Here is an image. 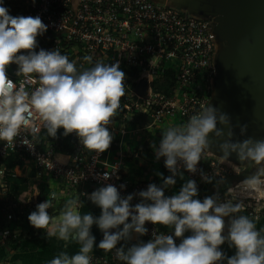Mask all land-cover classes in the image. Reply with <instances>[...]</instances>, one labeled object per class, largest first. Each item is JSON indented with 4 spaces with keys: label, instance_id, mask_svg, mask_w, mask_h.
<instances>
[{
    "label": "clouds",
    "instance_id": "9594fccd",
    "mask_svg": "<svg viewBox=\"0 0 264 264\" xmlns=\"http://www.w3.org/2000/svg\"><path fill=\"white\" fill-rule=\"evenodd\" d=\"M32 2L35 4L36 0ZM47 30L39 16H12L0 0V141L14 148L17 138L23 136L20 142L34 150L32 141L39 138L35 116L48 137L57 138L61 128L65 137L74 133L83 149L95 153L93 159L97 160L110 148L114 138L109 126L123 110L125 73L120 70L119 62L93 64L92 57L85 56L84 61L92 66L78 69L76 62L70 61L59 48L37 52V37ZM12 64L18 66L17 75L24 77L19 87L7 75ZM32 84L38 86L27 91L25 85ZM237 126L240 135L245 136L247 124L234 126L227 113L208 103L186 123L163 129L158 146L150 145L156 159L164 158V165L171 173L166 178L158 173L163 181L161 186L151 183L146 190L125 197L112 184L91 194L79 193L65 202L58 218L48 211L56 198L51 193L50 198L37 204L36 210L29 214L30 225L45 230L46 239L56 237L65 246L73 240L80 248L71 256L61 252L50 264H91L90 253L95 244L93 225L103 233L99 249L105 253L115 250L116 258L123 264H223L225 260L226 264H264V234L257 230L253 219L241 214L242 203L221 201L218 194L201 201L196 198L197 183L191 179L176 194L165 195V189L176 184L177 176L183 179L181 168L192 174L199 171L204 182L214 183L213 176L198 169L203 157L213 152L214 141L221 153L218 156L221 164L233 165L230 157L234 154L240 165L254 169L241 182L247 190L264 187V139L234 140ZM38 159L43 163L44 158ZM110 175L106 171L100 179L108 180ZM222 183L217 180L214 184ZM125 187L120 185L121 189ZM80 196H87L101 209L99 217L80 214L78 209L83 207ZM136 196L140 202L133 206L131 201ZM225 217L230 218L227 224ZM146 222L174 229V234L154 231L153 239L147 243L126 247L133 234L148 233ZM185 233L191 234L185 236ZM176 238H180L179 244ZM121 241L125 246L117 247ZM225 242L236 250L231 257L220 250Z\"/></svg>",
    "mask_w": 264,
    "mask_h": 264
},
{
    "label": "built area",
    "instance_id": "2783aa9c",
    "mask_svg": "<svg viewBox=\"0 0 264 264\" xmlns=\"http://www.w3.org/2000/svg\"><path fill=\"white\" fill-rule=\"evenodd\" d=\"M17 5L20 9L12 16H39L48 26L47 32L37 37L36 51L41 47L45 50L59 48L61 52L76 56L75 60L82 53L91 56L95 62H119L120 70L126 76L127 88L121 100L123 110L118 116L123 121L136 115L150 120L144 127H135L126 124L119 126L115 119L114 124L109 126L114 137L110 148L94 160L95 153L84 150L74 133L71 134L75 139L71 152L64 154L61 151L60 138L46 141L43 147L40 134L45 128L39 118L34 116L39 137L32 141L34 150L20 142L23 136L17 138L14 148L2 141L0 159L11 153H18L23 159L28 157L36 171L35 182L46 181L52 187V193L54 188H59L62 195L71 193L77 197L79 193L91 194V187L112 184L125 197L146 190L151 183L161 186L162 183L152 179L127 176L124 172V153L119 152L118 156L113 157L110 153L117 145L122 146L125 137L140 130L156 129L157 134L162 136L163 129L186 123L190 116L210 102L216 73L214 58L218 50L212 19L193 16L166 2L154 0H36L35 4L32 0H17ZM133 70L137 74L134 84L129 81ZM17 71L18 66L12 64L7 69V75L19 87L24 77L18 76ZM167 76L172 79L168 85ZM143 83L144 88L140 92ZM37 86L25 85L29 92ZM160 126L163 129H159ZM28 138L32 139L30 135ZM138 155L137 151L135 156ZM38 158H44L43 163ZM198 169L213 176L215 181H224L238 173L228 164H221L219 158L211 153L203 157ZM106 171L110 172V179H100ZM181 171L191 180L203 181L199 171L195 174L184 168ZM5 172V169H0V178ZM169 175L171 173L164 165V177ZM121 184L126 187L121 189ZM240 185L241 182L223 187L218 194L220 200L242 203V211H246L250 218H264V197L258 198L255 203L233 200L232 196L236 194L234 189ZM139 202L140 198L136 196L131 204L134 206ZM7 217L9 220L15 219L16 214L8 213ZM145 227L148 229V233L143 235L146 243L153 239L154 231L157 234H174V231L162 229L150 222H146ZM4 233L7 235L4 236ZM10 235L7 227L0 231V248ZM102 239L101 232L100 241ZM180 242V238H176V243ZM121 246L122 242L117 245ZM90 255L91 264H123L116 258L115 250L102 254L91 252Z\"/></svg>",
    "mask_w": 264,
    "mask_h": 264
},
{
    "label": "water",
    "instance_id": "95a60500",
    "mask_svg": "<svg viewBox=\"0 0 264 264\" xmlns=\"http://www.w3.org/2000/svg\"><path fill=\"white\" fill-rule=\"evenodd\" d=\"M154 1L212 19L218 50L209 103L227 113L234 126L248 125L245 136L235 127L234 140L264 139V0ZM143 88L144 83L139 91ZM211 150L214 153H209L217 158L221 155L215 141ZM230 159L242 169L218 185L215 196L223 187L238 184L254 172L251 167L240 165L234 154Z\"/></svg>",
    "mask_w": 264,
    "mask_h": 264
},
{
    "label": "crops",
    "instance_id": "0c3cea01",
    "mask_svg": "<svg viewBox=\"0 0 264 264\" xmlns=\"http://www.w3.org/2000/svg\"><path fill=\"white\" fill-rule=\"evenodd\" d=\"M137 134L138 133H131L125 137L122 146L118 147L117 145L116 148L112 149L110 156H118L119 152L124 153V172L127 176L134 179H152L163 183L162 178L158 175V173H162L164 176V158L157 160L155 152L150 146L153 143L158 146V141L161 138V135H156V141H150L146 137H141V139H139ZM137 151L139 155L135 156ZM181 172L184 176L183 179L177 176L176 184L173 187L166 189V196L176 194L183 183L190 179L185 172ZM196 183L198 187V196L196 198L202 201L205 197L215 196V191L218 187L214 184L215 180L214 183H206L204 181ZM97 189L98 188L91 187V193ZM80 200L83 202V207L78 209L81 215L91 213L93 216L99 217L101 209L98 206L94 205L87 197H82ZM241 214L247 215V212L242 211ZM224 219L227 224L230 218L225 217ZM253 220L256 224L257 230L262 231V234H264V218ZM23 224L24 221H22L21 225ZM159 227L165 230L174 231V229L165 228L162 225H159ZM91 233L95 237V244L92 252L100 254L105 253L98 247L101 233L98 226L93 225ZM20 234L26 236L28 233ZM190 234L191 233H185V236ZM223 234L227 235V228ZM121 242L122 245L125 246V242ZM140 242L146 243L145 237L133 234L132 239L127 242L126 247H131L132 245ZM79 248V243L73 240L68 241L67 246H65V242L57 239L56 237L46 239V232L43 230L42 234L36 235L33 238L25 239L20 243L11 244L9 246L5 245L4 248H0V264H50V261L61 252H66L71 256L76 254L79 251ZM220 250L228 257L233 256L236 251L234 247H229L227 242L220 246ZM223 263L226 264V260Z\"/></svg>",
    "mask_w": 264,
    "mask_h": 264
},
{
    "label": "trees",
    "instance_id": "16d2710c",
    "mask_svg": "<svg viewBox=\"0 0 264 264\" xmlns=\"http://www.w3.org/2000/svg\"><path fill=\"white\" fill-rule=\"evenodd\" d=\"M10 1L11 0H8V1L3 0V6L8 8L10 5ZM14 7L17 13L20 7L17 4ZM41 48H39L37 51H39ZM61 53L67 55L70 61H75L78 69H80L81 66H83V68H89L92 66V64H89L86 61H84L85 55L82 53L79 54L80 57L77 60L74 59V56L73 57L70 56L69 53H65V52H61ZM94 63L95 61H93V64ZM136 79H137V74L135 73V70H133L129 81L134 84ZM166 81H167L166 85L171 84L172 83L171 77L167 76ZM141 117L142 115H136L132 117L131 119H127L125 121H123V119L119 117L116 120L118 121L119 126L126 124V125H132L135 127L137 126L144 127V124L140 123L141 120H139L141 119ZM147 119H144L145 122L147 121L149 122V118ZM58 139H59L60 149L63 153H68L73 150V142L75 141V139L73 138L71 134L68 135L67 137L63 136L62 128L58 130L57 138L48 137L46 134V129L40 134V143L43 147L46 141H55V140L57 141ZM1 144H2V141H0V146ZM27 162H31L30 159L28 157L23 159L18 153H11L7 157L0 159V169L3 168L6 170L5 175L2 178H0V193L3 190H5L6 192L3 197H0V228H1L0 230H3L5 227H7L11 233L10 237H8V239L6 240V243H5L6 246H9L15 243H20L21 241L25 239L33 238L36 235L43 233V229L37 230L34 228V229H30L26 236H24L23 234H20V233H23V225L21 224H22V221L26 219L25 218L26 216H24L25 214L21 212L22 209H20L19 207H15L14 209L17 214L16 215L17 217L14 219L16 221L14 220L12 221L8 219L9 223L3 224L4 223L3 219L4 218L7 219V216L4 212L5 209L3 206L4 200L6 198H13V200L17 201L21 199L22 195L28 192H33L34 190H37L38 191V199L36 203L37 205L41 202L46 201L53 191L50 184L46 181H41L37 183L36 185H34L36 171L33 168V164H32L30 171L27 172L25 169ZM17 168L21 170V174L16 173ZM33 210L34 211L36 210V206L33 208ZM51 210L52 209L48 210L49 213L51 212ZM51 215L56 216L57 214L54 213ZM5 245L3 246V248L5 247Z\"/></svg>",
    "mask_w": 264,
    "mask_h": 264
},
{
    "label": "rangeland",
    "instance_id": "374dc122",
    "mask_svg": "<svg viewBox=\"0 0 264 264\" xmlns=\"http://www.w3.org/2000/svg\"><path fill=\"white\" fill-rule=\"evenodd\" d=\"M4 1H8V0H4ZM16 4H17V0H11L10 1V5L8 7L10 15H14L16 13L15 7H14ZM173 7H175V6H173ZM175 8H179V7H175ZM189 14L194 15L192 13H189ZM76 58L77 57L74 56V59H76ZM118 118H119V116H117L115 119H118ZM144 119H147V117L142 116L141 119H139V120H141L140 123L146 124L148 122V121L145 122ZM143 122H145V123H143ZM159 129H163V126H160ZM156 135H157L156 129L140 130L137 134L139 139H141V137H146L150 141H156V139H155ZM31 167H32V163L27 162L26 166H25L26 171L27 172L30 171ZM230 167L232 169H236V170L242 169V167H238V166L236 167L234 165H231ZM16 173L21 174V170L17 169ZM34 184H36V183H34ZM54 190H55L54 193L56 194L57 198H55L52 201L53 207L51 208L52 210L49 214L56 213L57 215L53 216V217L58 218L60 213H61V210L63 209L65 202L68 199L75 198V196H73L71 193H68L67 195H62L59 193V188H56V189L54 188ZM234 190H235L236 194L234 196H232L233 200L236 199V200H242V201H247V202L250 201V203H255V202H257L258 198L264 197V187H262L261 189H259L257 191H250V190L245 189V187L243 185H240L238 188H235ZM5 193H6L5 190H3L0 193V197H3L5 195ZM37 199H38V191L34 190L33 192H28V193L22 195L20 200L15 201V200H13V198H6L4 200L3 206L5 209L4 212H5L6 216H8V213L16 214V211L14 210L15 207H19L20 209H22L21 212L25 214L24 216H26L25 217L26 219L23 220L24 221L23 233H28V231L30 229H34V227H32L28 221V216L32 211H34L33 208L36 206ZM10 220L13 221L14 219H10ZM3 221H4L3 224H8L9 223L8 217H7V219L4 218ZM14 221H16V220H14Z\"/></svg>",
    "mask_w": 264,
    "mask_h": 264
}]
</instances>
